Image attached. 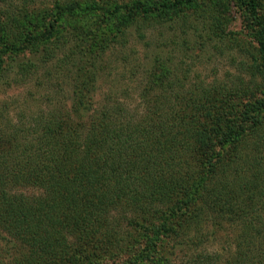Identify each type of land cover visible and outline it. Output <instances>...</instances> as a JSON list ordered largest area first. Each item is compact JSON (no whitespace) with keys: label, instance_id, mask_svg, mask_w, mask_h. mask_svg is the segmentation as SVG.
<instances>
[{"label":"trees","instance_id":"trees-1","mask_svg":"<svg viewBox=\"0 0 264 264\" xmlns=\"http://www.w3.org/2000/svg\"><path fill=\"white\" fill-rule=\"evenodd\" d=\"M197 2L0 10V86L69 95L35 110L23 98L16 119L0 99V264H171L178 246V264H264L263 2L235 0L255 46L230 87L187 84L164 46L143 65L124 51L169 22L206 32ZM213 27L224 35L219 18ZM117 50L131 73L144 66L137 98L97 99ZM217 238L220 253L202 249Z\"/></svg>","mask_w":264,"mask_h":264},{"label":"rangeland","instance_id":"rangeland-1","mask_svg":"<svg viewBox=\"0 0 264 264\" xmlns=\"http://www.w3.org/2000/svg\"><path fill=\"white\" fill-rule=\"evenodd\" d=\"M54 1L56 0H0V10L12 11L18 8V11L29 12L48 8ZM261 1L264 4V0ZM197 6V11L191 14L192 20L203 23L207 28L206 32L201 26H197L195 30L169 22L147 29L146 39L143 41L139 39L137 33H133L124 51L129 55V61L137 58L139 64L143 65L147 62L146 56H149L153 49L164 46L163 51L171 52L174 61L182 60L183 67L188 71L187 84L230 87V83L227 82L237 83L236 77L233 80L232 75L246 74L243 68L252 60L250 53L254 51L255 42L244 27L247 14L235 0H198ZM214 17L220 20L221 30L225 32L222 36L219 31L215 33ZM229 32L235 33V36L228 37ZM164 42L167 44L166 47ZM120 55V50H117L105 58L107 65L106 69L98 71L95 98H137V82L144 66L138 69L140 74L131 73L129 65L124 66L119 62ZM98 62L96 65H99ZM132 62L135 64L133 60ZM259 79L257 78L256 82H259ZM22 84L0 86V99H7L10 102L13 119H16L14 115L19 106H22L20 103L23 98H33L29 106L34 110L38 104L41 105V98H69L66 86L63 87L65 92L58 95L53 86L49 89L48 85L41 87L29 82ZM230 234L232 236V233ZM179 247L181 246H178V249ZM201 247L207 252L220 253L221 242L218 238L207 239ZM178 249L175 259L174 255L169 257L171 264H178L179 260L183 259L184 251ZM164 253L167 257L168 253L166 251Z\"/></svg>","mask_w":264,"mask_h":264}]
</instances>
